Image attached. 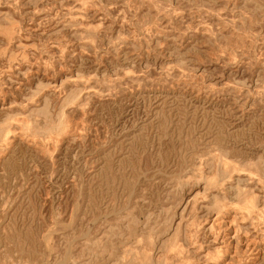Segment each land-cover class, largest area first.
I'll return each instance as SVG.
<instances>
[{"label": "rangeland", "instance_id": "rangeland-1", "mask_svg": "<svg viewBox=\"0 0 264 264\" xmlns=\"http://www.w3.org/2000/svg\"><path fill=\"white\" fill-rule=\"evenodd\" d=\"M0 264H264V0H0Z\"/></svg>", "mask_w": 264, "mask_h": 264}]
</instances>
